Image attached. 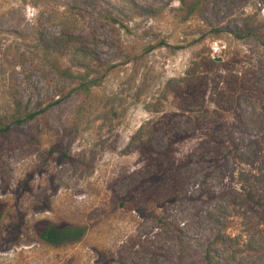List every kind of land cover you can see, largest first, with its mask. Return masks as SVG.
I'll return each mask as SVG.
<instances>
[{
  "label": "rangeland",
  "instance_id": "374dc122",
  "mask_svg": "<svg viewBox=\"0 0 264 264\" xmlns=\"http://www.w3.org/2000/svg\"><path fill=\"white\" fill-rule=\"evenodd\" d=\"M204 56L244 79L180 109ZM0 204V264H264V0H0Z\"/></svg>",
  "mask_w": 264,
  "mask_h": 264
},
{
  "label": "trees",
  "instance_id": "16d2710c",
  "mask_svg": "<svg viewBox=\"0 0 264 264\" xmlns=\"http://www.w3.org/2000/svg\"><path fill=\"white\" fill-rule=\"evenodd\" d=\"M61 41L58 39H52L51 41H46V43L43 44L44 50H47L48 44L51 43L54 46H57ZM47 47V48H46ZM78 52V51H77ZM79 53V52H78ZM220 61L216 59H212L209 56H204L198 63H193L192 71L186 72L183 76L168 81L166 84L167 92L170 93V95H173L176 100L179 102V108L182 109L185 106H182L184 103H188L190 101L196 100L199 96L201 98L207 97V94H220L218 91V87H221L224 85V83L229 82V84L237 83L239 80L244 79L238 74L239 71L234 72V74H227L225 76H222V74H219L220 72L215 67L222 66L220 65ZM216 69V70H215ZM225 72V71H224ZM216 75V80H215ZM221 85V86H220ZM213 91V92H212ZM225 96H230V94L224 93ZM236 112L231 111L230 109L225 112V115L227 117V120H225L226 125H224L225 129H231V128H237L238 130H241L240 127L233 126V124H236L231 120L233 119ZM33 118L35 115H31ZM24 119L19 118L16 120V124L20 125L23 122ZM230 121V122H228ZM10 128V127H8ZM227 131V130H226ZM176 133V132H175ZM174 133V134H175ZM247 137H250L249 135H246ZM141 135H135L134 136V142L135 149L132 145V150L134 152L138 153L139 155H143L144 153H150L151 149L149 147V141H145ZM175 138L180 139V133L175 134ZM218 142V140H217ZM220 144L223 146H240V144L233 143L231 140L223 141V139L219 140ZM205 145V141L204 144ZM145 147L147 149H145ZM248 200H251L253 205L260 204V199L246 196ZM254 198V199H253ZM5 210L3 209V206L0 204V235H1V221ZM35 232L38 236V238L49 245H52L54 247L58 246H67L78 243L85 235L86 233V227L82 225H76L68 222H50L47 220L40 221L36 225ZM210 257V254L209 256ZM210 262V260H209Z\"/></svg>",
  "mask_w": 264,
  "mask_h": 264
}]
</instances>
